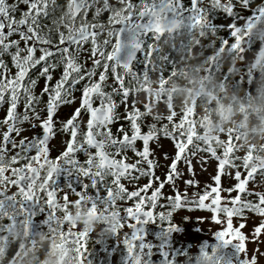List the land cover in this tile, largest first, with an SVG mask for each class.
<instances>
[{
    "label": "snow or ice",
    "instance_id": "1",
    "mask_svg": "<svg viewBox=\"0 0 264 264\" xmlns=\"http://www.w3.org/2000/svg\"><path fill=\"white\" fill-rule=\"evenodd\" d=\"M179 4L180 0H65L62 4L58 0H0V106H6L0 118V183L5 182L7 172L15 177L7 183L16 189L11 195L0 191V211L6 201L15 209L18 194V211L23 214L25 202L38 192L55 219L61 207L58 199L67 204L72 197L48 185L61 164H72L82 174L106 183L105 200L110 206L103 211L113 218V231L122 226L118 216L128 217L125 231L130 234L122 243L131 264H150L151 245L139 243L142 233L137 224L156 218L164 222L165 232L172 231L175 225L169 218L176 208L189 203V197L193 206L206 209L219 226L213 230L222 244L229 242L233 229L243 232L249 223L252 227L245 235L252 234L259 220L243 206L238 182L244 176L227 161L230 153L211 147L209 141L205 153L215 158L211 182L203 186L189 180L188 188H181L182 182L174 177L184 155L185 133L161 129L151 134L154 125L147 117L140 122L139 106L126 87V77L141 66L136 61L142 38L175 28L177 20L166 17ZM259 11L264 14V7ZM200 20L195 17L197 23ZM229 27L238 42L240 29ZM148 50L151 53V45ZM169 119L174 122L176 117ZM26 131L30 135H21ZM57 135L62 150L51 157L56 148L51 141ZM160 138L174 146L175 159L168 166L161 165L164 157L160 153L166 149L154 147ZM81 153L83 161L77 159ZM158 168L161 175H156ZM141 179L146 182L140 184ZM166 185L167 194L163 191ZM127 201L130 206L125 205ZM83 236L79 234L81 240ZM251 242L259 256L264 250ZM232 247L238 246L233 243ZM161 256L165 257L163 264H172L163 251ZM260 259L264 262V257Z\"/></svg>",
    "mask_w": 264,
    "mask_h": 264
},
{
    "label": "flooded vegetation",
    "instance_id": "2",
    "mask_svg": "<svg viewBox=\"0 0 264 264\" xmlns=\"http://www.w3.org/2000/svg\"><path fill=\"white\" fill-rule=\"evenodd\" d=\"M64 2L65 0H58V3ZM136 2L137 0H133V3ZM261 7H264V0H225L224 3L217 0H180L178 8L166 17L168 20H177V26L143 37L142 48L137 50L140 56L136 61L141 66L138 69L134 67L133 74L126 77V87L129 89L131 100L139 106L137 115L141 117L140 122L143 123L144 117H147L154 125L151 134L161 129L166 132L185 133L182 149L184 155L179 158L178 170L174 177L178 183L182 182L180 187L188 188L189 180L203 186H208L211 182L215 158L205 153L211 141V147L230 153L227 161L243 173L244 180L238 182L243 192L240 199L245 208L256 214L253 217L259 220L256 227L264 225V183H261L264 180L261 175L264 165L254 163L252 146L249 145L248 150L241 151L237 143L238 129L234 131L229 128L222 134L209 135L205 123L208 118L196 115L195 98L193 103L176 102L173 92L178 90V84H173L171 88H165V85L181 68L182 57L188 55L190 59L195 57L204 61L201 69L202 79L216 76L221 87L228 82L250 91L254 75L252 65L261 58L260 54L264 53V14L259 11ZM106 15L103 13L102 17L106 19ZM197 16L201 17L199 23L195 21ZM257 18L259 33L250 35L249 27L245 26L252 24ZM229 25L240 29L237 32L240 37L238 42L231 35L232 29ZM232 44L237 46L233 48ZM148 45H151V53ZM223 51H238L240 59L232 64H222L218 55ZM133 58L136 59L135 52ZM41 85L42 81L37 85V92ZM199 95V92L196 93L197 97ZM5 109L6 106H0V118L3 117ZM172 116L176 117L174 122L169 119ZM25 127L27 128V125ZM21 135L28 136L30 132H22ZM66 138L65 136L64 139ZM229 139L231 144L228 143ZM60 142L59 135L52 139L51 143L56 145V148L52 150L51 157L57 154V149L62 150ZM161 145L166 149V152L160 153L164 157L161 165L168 166V161L175 159L174 146L167 138H160L159 144L154 147L159 149ZM77 159L83 161L84 154L81 153ZM156 175H161L159 168ZM5 177V182L0 183V191L11 195L16 189L9 185L7 180L15 177L7 172ZM145 182L144 179L139 181L140 184ZM48 187L72 197L67 204L63 199H58L57 204L61 207L55 211V219H52L53 211L48 207L44 195L38 192L34 193L31 201L25 202L23 206L26 211L23 214L18 211L21 207L18 194L14 196L17 202L15 209L9 207L10 202H5L4 210L0 211V243L11 245L9 256L17 248V242L12 240L11 232L22 228L28 238L40 234L57 238V264H62L64 257L69 255L73 257L72 264H131L122 243L130 234V230L125 231L127 216H118L122 226L115 231H109L107 224L100 221L95 230L88 232L78 227L73 219L74 215H81L80 208L89 216L111 217L103 211L106 205L110 206V202L105 200L107 185L104 180L92 177L91 174H82L72 164H61ZM163 191L167 194L169 187L166 185ZM80 196L83 199L79 198ZM187 199L189 203L176 208L169 218V223L175 225L172 231L165 232L164 222L156 218L137 224L142 233L139 243L151 245L150 264H163L165 257L161 256L162 251L171 259L172 264H193L197 253L208 255L212 254L213 250L226 251L215 243L216 236L204 240V237L209 235L210 228L217 225L210 219L206 209L193 206L191 198ZM253 199L255 203L252 202ZM125 205L130 206V201L125 202ZM64 207L66 210H63ZM140 219L143 220V217ZM248 227H252V224L249 223ZM80 233L84 234L82 240L79 238ZM242 233L245 234L244 231ZM234 237L237 238V232H234ZM243 240L248 241L249 236ZM227 249L232 248L230 246ZM236 255L241 257L239 252Z\"/></svg>",
    "mask_w": 264,
    "mask_h": 264
},
{
    "label": "clouds",
    "instance_id": "3",
    "mask_svg": "<svg viewBox=\"0 0 264 264\" xmlns=\"http://www.w3.org/2000/svg\"><path fill=\"white\" fill-rule=\"evenodd\" d=\"M187 51V50H186ZM253 67L251 90H245L239 85L225 82L221 87L216 76L202 79L201 69L204 61L188 55L182 57L183 64L174 77H170L165 88L178 84V90L173 92V99L179 103H193L196 115L207 117L206 127L208 134H222L229 128L238 129L237 141L241 151L252 146L254 163L264 165V53ZM240 59V53H219L218 60L222 64H232ZM200 93L197 97L196 93ZM157 110H159L157 106ZM258 157V159H255ZM264 176V169L261 171ZM264 183V180L261 181ZM99 211V209H98ZM81 215L73 219L78 227L91 232L100 221H104L109 231H113L115 222L112 217L89 216L83 208ZM12 240L17 242V248L9 256L10 244L0 243V264H57L59 250L55 247L57 238L51 235L40 234L32 238L26 237L22 228L11 232ZM73 257L65 256L62 264H72ZM213 254L197 253L193 264H215Z\"/></svg>",
    "mask_w": 264,
    "mask_h": 264
},
{
    "label": "rangeland",
    "instance_id": "4",
    "mask_svg": "<svg viewBox=\"0 0 264 264\" xmlns=\"http://www.w3.org/2000/svg\"><path fill=\"white\" fill-rule=\"evenodd\" d=\"M219 226H213L210 228V233L209 235H206L204 237V240H207L208 238H210V236L215 237V233L213 229L218 230ZM251 227H246L244 229V232L247 234L249 233V229ZM234 232H237V238L234 237ZM262 233H264V225L260 226V227H255L253 229L252 234L249 236V242L245 243L246 241H244L243 239H245L247 237V235L243 234L241 231H239V229H233L230 236H229V242L226 244H222V242L217 241L216 240V244L222 246L224 248V250H227L228 247L236 244L238 247L237 249H234L235 251L240 253H243V256H245V260L246 263H250V264H264V262L261 261L260 257H264V251H259V256L256 255L258 249H254V244L251 241H256L259 244V248H261V250H264V243H261V241H264V235H262ZM240 235V236H238ZM251 254V256L249 255ZM241 256V255H240Z\"/></svg>",
    "mask_w": 264,
    "mask_h": 264
},
{
    "label": "trees",
    "instance_id": "5",
    "mask_svg": "<svg viewBox=\"0 0 264 264\" xmlns=\"http://www.w3.org/2000/svg\"><path fill=\"white\" fill-rule=\"evenodd\" d=\"M238 251L232 249H227L226 251L220 252L219 250H213L212 254L215 256L216 261L220 264H248L246 263L245 256L238 257L236 255ZM250 264V263H249Z\"/></svg>",
    "mask_w": 264,
    "mask_h": 264
},
{
    "label": "water",
    "instance_id": "6",
    "mask_svg": "<svg viewBox=\"0 0 264 264\" xmlns=\"http://www.w3.org/2000/svg\"><path fill=\"white\" fill-rule=\"evenodd\" d=\"M257 20H258V18L256 20H254L252 22V24L250 25V27L248 29V34L251 35V34H258L259 33L258 28H257Z\"/></svg>",
    "mask_w": 264,
    "mask_h": 264
}]
</instances>
